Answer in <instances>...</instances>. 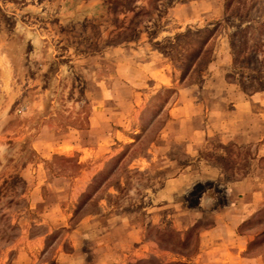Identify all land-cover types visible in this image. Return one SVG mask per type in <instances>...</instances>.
Segmentation results:
<instances>
[{
  "label": "rangeland",
  "instance_id": "374dc122",
  "mask_svg": "<svg viewBox=\"0 0 264 264\" xmlns=\"http://www.w3.org/2000/svg\"><path fill=\"white\" fill-rule=\"evenodd\" d=\"M0 264H264V0H0Z\"/></svg>",
  "mask_w": 264,
  "mask_h": 264
}]
</instances>
